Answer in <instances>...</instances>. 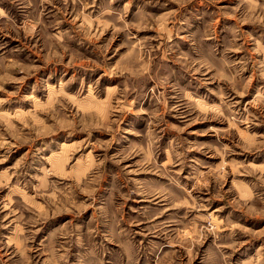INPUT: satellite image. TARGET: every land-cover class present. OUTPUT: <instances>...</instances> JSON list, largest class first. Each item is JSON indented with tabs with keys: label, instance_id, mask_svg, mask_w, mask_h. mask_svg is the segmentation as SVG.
Instances as JSON below:
<instances>
[{
	"label": "rangeland",
	"instance_id": "374dc122",
	"mask_svg": "<svg viewBox=\"0 0 264 264\" xmlns=\"http://www.w3.org/2000/svg\"><path fill=\"white\" fill-rule=\"evenodd\" d=\"M0 264H264V0H0Z\"/></svg>",
	"mask_w": 264,
	"mask_h": 264
}]
</instances>
